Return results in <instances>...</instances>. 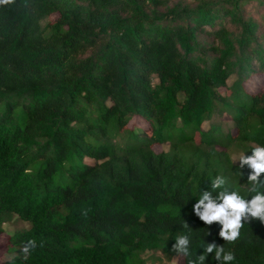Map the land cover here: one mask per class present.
Listing matches in <instances>:
<instances>
[{
    "label": "trees",
    "instance_id": "trees-1",
    "mask_svg": "<svg viewBox=\"0 0 264 264\" xmlns=\"http://www.w3.org/2000/svg\"><path fill=\"white\" fill-rule=\"evenodd\" d=\"M254 75L263 82L248 91ZM256 146L264 0L0 6V235L13 217L28 225L0 264H153L156 253L169 262L184 222L192 255L176 264L211 243L234 254L230 264H264L258 220L229 243L192 213L218 175L255 194L232 153ZM29 240L37 247L25 255ZM213 256L205 264H218Z\"/></svg>",
    "mask_w": 264,
    "mask_h": 264
},
{
    "label": "clouds",
    "instance_id": "clouds-1",
    "mask_svg": "<svg viewBox=\"0 0 264 264\" xmlns=\"http://www.w3.org/2000/svg\"><path fill=\"white\" fill-rule=\"evenodd\" d=\"M15 0H0V6H10ZM26 6V5H25ZM239 169L247 167V184L251 185L249 192L255 193L250 199H245L239 190H232L227 179L218 175L211 181L210 190L203 191L192 206V213L198 217L206 226L213 224L220 225L219 237L224 242H235L240 236V229L245 223L258 220L264 225V147L256 146L252 149L250 156L241 154ZM234 161V162H236ZM242 175V173H240ZM215 193V195H214ZM87 215V212H83ZM189 231L186 234L178 235L171 251L179 257H189L192 255L190 245L192 240L191 229L186 222L182 225ZM41 241L40 247H43ZM37 247L35 240L27 241L21 251L27 255ZM214 253L213 259L218 264H230L235 257L232 252H226L223 245L211 243L203 247V253L189 259L188 264H205L209 254Z\"/></svg>",
    "mask_w": 264,
    "mask_h": 264
},
{
    "label": "rangeland",
    "instance_id": "rangeland-1",
    "mask_svg": "<svg viewBox=\"0 0 264 264\" xmlns=\"http://www.w3.org/2000/svg\"><path fill=\"white\" fill-rule=\"evenodd\" d=\"M173 2L176 0H172ZM191 1V0H188ZM193 4V3H192ZM166 10V9H162ZM262 78H258L257 76H251V78L248 79L247 82H245V87L249 91L257 90L259 86L262 84ZM231 81H229L230 84ZM254 91V92H255ZM223 92V90H221ZM211 123L220 124L222 126V129L226 131L230 127V122L227 121L226 118H218L215 117ZM210 124H204L202 127L203 129H208ZM164 150H167V146L164 145L162 147ZM159 151V148H157ZM241 154L233 152L232 153V160L233 162L238 160L240 158ZM235 164H238L239 161L234 162ZM28 228V225L23 223L22 221L18 220L16 217H13L12 220L8 223H6L3 226L4 232L2 235H0V263L9 261L15 254L8 251L9 247L11 246L8 242V238L13 235L15 232H20L24 229ZM152 253L148 252L144 255V257L150 256ZM157 257L161 258V261H155L153 264H176L180 262L179 257H174L171 261L167 262L164 258H162L160 253L155 254ZM148 264H151V261H148Z\"/></svg>",
    "mask_w": 264,
    "mask_h": 264
}]
</instances>
